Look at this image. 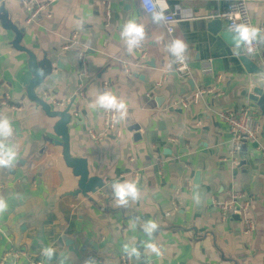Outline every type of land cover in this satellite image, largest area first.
I'll list each match as a JSON object with an SVG mask.
<instances>
[{"label": "crops", "instance_id": "crops-1", "mask_svg": "<svg viewBox=\"0 0 264 264\" xmlns=\"http://www.w3.org/2000/svg\"><path fill=\"white\" fill-rule=\"evenodd\" d=\"M159 1L178 20L172 36L140 0L0 3L21 33L20 48L52 64L35 96L53 112L71 107L70 154L105 184L89 200L68 196L78 178L54 145L58 120L29 99V56L0 22V100L17 108L0 110V159L7 161L0 165V264H9L10 250L42 264H120L126 253L135 264H264V121L243 63L251 60L264 78V0H247L260 43L254 57L221 20L233 0ZM40 6L32 19L28 9ZM218 19L222 25L211 22ZM130 22L143 26L142 36L125 34ZM176 40L186 45L182 52L173 50ZM180 58L191 75L175 72ZM208 59L213 79L202 70ZM198 93L196 103L173 108ZM105 94L116 98L121 137L96 143L91 133L104 131ZM250 107L258 112V141L232 156L233 136L219 114L238 117ZM126 185L135 191L121 198ZM231 192L250 201V236L241 215L222 218L217 204Z\"/></svg>", "mask_w": 264, "mask_h": 264}, {"label": "built area", "instance_id": "built-area-1", "mask_svg": "<svg viewBox=\"0 0 264 264\" xmlns=\"http://www.w3.org/2000/svg\"><path fill=\"white\" fill-rule=\"evenodd\" d=\"M140 6L143 11L152 18V20L160 21L165 27L169 35L175 33L176 24L178 20L174 14L169 10V7L164 1L159 0H140ZM32 19L38 18L41 12H44V7L37 8L30 7L28 9ZM110 5L106 3V17L110 18ZM49 17V15H48ZM221 20L225 23L226 29L230 33H238L241 35L245 49L251 57L260 54V43L255 37L256 29L251 21L250 12L248 9L247 0H233L229 3L227 9L221 15ZM248 29V36L245 38L242 34L241 28ZM262 31V29H260ZM70 47H65L69 50ZM85 69V63H82ZM202 70L206 73V79L214 78L213 60L208 59L202 64ZM175 72L180 75H191L192 70L190 65L182 58L175 62ZM255 87L253 81L250 82V92ZM201 94L193 95L190 100H180L173 103L174 109L187 108L189 105L196 103ZM3 108H11L17 110L15 106L10 104L9 99L0 100V110ZM258 112L255 108H248L240 116L236 117L232 114L220 113L219 118L230 128L233 136L231 141V155L236 156L241 151L242 146L249 142L256 143L259 137V128L256 125V116ZM103 132L100 134L91 133V138L96 143H102L106 139H119L121 132L117 127L118 110L115 106H108L103 111ZM237 164V161H234ZM222 213L224 221L230 220L236 215H241L242 232L245 236H250L255 230V223L251 217L250 201L241 194L231 192L229 198L221 204H217ZM4 261L9 264H42L41 261H31L30 256L23 250H10L4 255ZM120 264H135V257L132 253L123 254L120 257Z\"/></svg>", "mask_w": 264, "mask_h": 264}, {"label": "water", "instance_id": "water-1", "mask_svg": "<svg viewBox=\"0 0 264 264\" xmlns=\"http://www.w3.org/2000/svg\"><path fill=\"white\" fill-rule=\"evenodd\" d=\"M0 3H2V0H0ZM0 22L6 30H11L16 35V40L13 43L14 48L18 51L26 53L29 56V69L33 76V80L27 88L29 99L32 102L40 105L47 117L58 120V122L54 126V132L61 139V141L55 142L54 145L62 148L63 160L66 166L72 170L73 176L78 178L77 190L72 193H69L68 196L82 197L84 199L89 200L91 196H94L99 191H101L105 187V184L103 180L99 178L90 177L88 163L86 160L75 159L70 154L68 126L71 122V107L64 111L53 112L49 105L42 102L35 96V88L43 84L44 80L52 74V64L46 59L42 60L41 62H37V59L33 54H31L24 48H20V43L22 39L21 33L15 25L11 24L10 16L5 10L4 5H1L0 7ZM211 22H216V24L214 25H222V21L220 19L213 20ZM243 63L247 70L252 75H254L252 81L254 82L255 87L252 91L250 99L256 105L264 121V78L262 77L263 72L248 58H244ZM262 130L264 136V124ZM132 131L138 133V128L134 127L132 128L131 132ZM136 136L140 137V135ZM246 147L247 146H243L242 152H246Z\"/></svg>", "mask_w": 264, "mask_h": 264}, {"label": "clouds", "instance_id": "clouds-1", "mask_svg": "<svg viewBox=\"0 0 264 264\" xmlns=\"http://www.w3.org/2000/svg\"><path fill=\"white\" fill-rule=\"evenodd\" d=\"M143 26L142 25H137L134 22H130L126 25V33L127 35H133L135 34L136 36H142L143 35ZM242 34L246 38L248 36V29L243 27L241 28ZM186 48V45L180 41L176 40L173 45V50L177 53L182 52ZM101 103L107 105V106H113L116 104V98L114 96L105 94L101 98ZM7 121H5V124ZM2 164H7L6 160L0 159V165ZM134 192L135 188L132 185H126V186H120L119 187V195L121 198L127 195L128 192ZM49 255H51V251H49Z\"/></svg>", "mask_w": 264, "mask_h": 264}]
</instances>
